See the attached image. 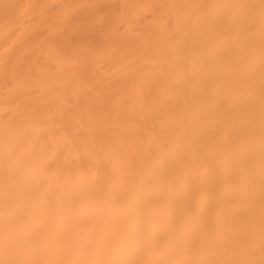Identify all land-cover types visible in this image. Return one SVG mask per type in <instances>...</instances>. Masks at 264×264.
<instances>
[{"label": "bare ground", "instance_id": "6f19581e", "mask_svg": "<svg viewBox=\"0 0 264 264\" xmlns=\"http://www.w3.org/2000/svg\"><path fill=\"white\" fill-rule=\"evenodd\" d=\"M0 264H264V0H0Z\"/></svg>", "mask_w": 264, "mask_h": 264}]
</instances>
